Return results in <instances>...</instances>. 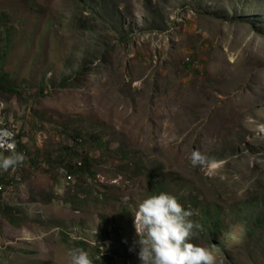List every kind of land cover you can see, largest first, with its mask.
Returning <instances> with one entry per match:
<instances>
[{
	"label": "rangeland",
	"instance_id": "374dc122",
	"mask_svg": "<svg viewBox=\"0 0 264 264\" xmlns=\"http://www.w3.org/2000/svg\"><path fill=\"white\" fill-rule=\"evenodd\" d=\"M3 74L25 159L0 171V264H139L162 191L217 264H264V0H0Z\"/></svg>",
	"mask_w": 264,
	"mask_h": 264
},
{
	"label": "clouds",
	"instance_id": "9594fccd",
	"mask_svg": "<svg viewBox=\"0 0 264 264\" xmlns=\"http://www.w3.org/2000/svg\"><path fill=\"white\" fill-rule=\"evenodd\" d=\"M13 136L10 128L0 127V149L6 153L0 154V171L15 168L25 159L15 150ZM207 159L199 150L191 155L193 166H203ZM133 215L136 234L129 251H136L139 264H217L212 248L193 241L203 225L190 219L193 210L175 195L162 191L147 196ZM68 256L71 264H93L89 253L79 247L70 248Z\"/></svg>",
	"mask_w": 264,
	"mask_h": 264
},
{
	"label": "trees",
	"instance_id": "16d2710c",
	"mask_svg": "<svg viewBox=\"0 0 264 264\" xmlns=\"http://www.w3.org/2000/svg\"><path fill=\"white\" fill-rule=\"evenodd\" d=\"M5 83H6V78L4 77V74H3V76L0 78V86H1V85H4ZM17 136H18V134H17ZM17 148L19 149L18 142H17ZM83 163H84L85 165L88 164V159H87V157L84 158ZM80 169L83 170L84 167L80 166ZM69 170H70V171H78V168H77V167H76V168H73L71 165H69ZM67 171H68V170H67ZM84 172H86V171L84 170ZM149 178H153V175L150 174V175H149ZM150 185H151V186H154L152 181H150ZM191 200L193 201V199H191ZM191 200H190V201H191ZM192 201H191V202H192ZM209 213H210V212H209ZM209 213H208V214H209ZM259 221H262V220L259 219ZM203 224L208 225V226H212V227H214L215 229H219V228L221 227L222 222H221V218L219 217V215L216 216V214H215V216H213V219L209 218L208 215H207V216L204 215V216H203ZM81 243L84 245V248H85V245H86L85 242H81ZM108 261H109V264H111V259H108Z\"/></svg>",
	"mask_w": 264,
	"mask_h": 264
},
{
	"label": "built area",
	"instance_id": "2783aa9c",
	"mask_svg": "<svg viewBox=\"0 0 264 264\" xmlns=\"http://www.w3.org/2000/svg\"><path fill=\"white\" fill-rule=\"evenodd\" d=\"M0 127H8V128H10L13 131V133H14L13 140L15 142V149H16L17 148V138L18 137H17V132H16L15 126L14 125H11V124H3V125L1 124ZM2 152H4V150L3 149H0V154Z\"/></svg>",
	"mask_w": 264,
	"mask_h": 264
}]
</instances>
